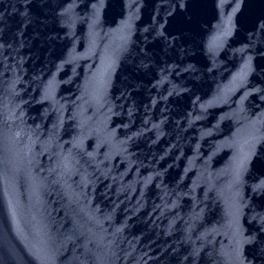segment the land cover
I'll return each instance as SVG.
<instances>
[{"label": "water", "instance_id": "obj_1", "mask_svg": "<svg viewBox=\"0 0 264 264\" xmlns=\"http://www.w3.org/2000/svg\"><path fill=\"white\" fill-rule=\"evenodd\" d=\"M0 264H264V0H0Z\"/></svg>", "mask_w": 264, "mask_h": 264}]
</instances>
